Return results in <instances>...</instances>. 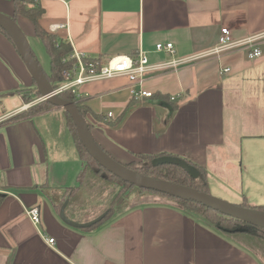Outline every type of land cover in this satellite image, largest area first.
<instances>
[{"label":"crops","instance_id":"obj_1","mask_svg":"<svg viewBox=\"0 0 264 264\" xmlns=\"http://www.w3.org/2000/svg\"><path fill=\"white\" fill-rule=\"evenodd\" d=\"M39 1L42 27L91 59L135 56L139 47L153 64L200 56L151 71L144 85L152 97L132 96L126 76L78 87L101 116L89 121L109 156L123 163L137 154L179 156L206 168L210 192L264 204V0ZM14 11V0H0L1 13ZM16 22L30 45V38L42 44L28 18ZM223 27L235 40L260 36L263 55L249 60L245 47L207 55ZM160 42H172L175 52L156 51ZM34 86L16 41L0 30V264H262L171 203L133 205L90 231L65 223L52 199L77 184L82 169L66 121L59 124L66 146L44 133L36 115L8 121L28 108L24 91ZM51 112L64 115L57 108L40 114ZM32 207L39 226L26 213Z\"/></svg>","mask_w":264,"mask_h":264},{"label":"trees","instance_id":"obj_2","mask_svg":"<svg viewBox=\"0 0 264 264\" xmlns=\"http://www.w3.org/2000/svg\"><path fill=\"white\" fill-rule=\"evenodd\" d=\"M14 4L15 11L12 18L16 21L17 17L23 16L28 18L33 23L35 35L41 40L50 58V70L45 73L54 88L58 87V85L62 82L63 71L69 69L75 61L70 58V55L73 52L70 42L59 38L57 34L49 32L42 27L40 21L45 9L39 0H14ZM0 30L13 41L11 34L1 25ZM33 54L36 58L34 52ZM35 89L37 88L34 86L33 88H27L26 90L32 91ZM36 94L37 97H41L38 90ZM60 96L77 104L80 112L89 123L92 131V124L89 121L90 117L92 116L96 119H100L101 116L91 112L90 108L84 103V100L75 96L71 91H64L60 93ZM55 108L62 109L64 111L67 119L66 126L73 136L77 153L82 161V169L78 173L77 184L65 188L61 198L55 196V199H52L55 210L58 214H60L61 207L68 199L69 202L66 207L67 216L76 222L84 223L90 221L91 219L89 218L100 210L99 205H102L105 202L104 204H106V210L108 211L105 217L90 227L79 228L84 231L95 230L110 221L115 214H117V210L129 199L130 194L134 190H137L139 197L143 198V203H138L136 205H146L159 202L177 205L185 213L194 217L207 227L231 237L238 244L246 247L260 259L262 264H264V228L253 226L243 220L223 214L195 201L175 198L164 193L140 188L122 180L101 166L97 160L90 155L79 138L76 125L71 115L65 109L56 107L51 102L43 100L36 105H32L29 108L15 114L9 118L8 121H14L20 118H30L34 115ZM117 121L118 120H116V122ZM98 145L104 150L99 143ZM161 155L163 154H137L136 159H140L141 163H138L136 159L127 163L115 160L137 173L157 179L168 180L180 185L189 186L200 191L210 193L206 168L186 159L190 164L195 165L200 170L203 177V179L193 178L190 173L175 164H162L154 166L152 164V160ZM142 162L145 163L143 164ZM85 192L86 200H83L82 194ZM239 205L264 212V204L253 205L245 200Z\"/></svg>","mask_w":264,"mask_h":264},{"label":"water","instance_id":"obj_3","mask_svg":"<svg viewBox=\"0 0 264 264\" xmlns=\"http://www.w3.org/2000/svg\"><path fill=\"white\" fill-rule=\"evenodd\" d=\"M0 25L4 27L16 41L23 56L24 63L35 81L37 90L41 94L40 99L47 100L56 107L65 109L71 115L81 142L90 155L97 160L101 166L122 180L137 187L164 193L175 198L195 201L223 214L243 220L253 226L264 228V212L220 199L196 188L137 173L109 156L96 142L89 123L80 112L77 104L62 98L60 94L54 91V86L49 81L38 60L34 57L28 37L19 24L11 16L0 12ZM152 164L154 166L175 164L190 173L193 178L203 179L200 170L195 165L190 164L185 158L179 156L161 155L155 157L152 160ZM68 202L69 200L67 199L61 207L60 217L65 223L76 228L90 227L101 221L108 213V211H105L90 221L79 223L67 216L66 207Z\"/></svg>","mask_w":264,"mask_h":264},{"label":"built area","instance_id":"obj_4","mask_svg":"<svg viewBox=\"0 0 264 264\" xmlns=\"http://www.w3.org/2000/svg\"><path fill=\"white\" fill-rule=\"evenodd\" d=\"M56 28H67V24L57 25ZM260 36H250L244 39L235 40L232 37L231 31L227 27H223L221 30V37L218 45L207 52V55H220L238 47H245L247 49V58L254 60L263 55V52L257 40ZM174 44L172 42L157 43L156 51L174 53ZM205 54V55H206ZM200 56H190L181 59H173L168 62L150 63L147 52L139 47L135 56L131 55H119L111 57L105 62H100L96 59L86 57L84 54L73 52L70 58L74 59L73 65L63 71L62 82L58 87L54 88V91L58 94L64 91H71L78 97V87L86 82L97 81L106 78L126 76L130 80L132 85L131 93L136 98L140 97H152L153 91L145 88V83L148 80V74L154 70H161L165 68H178L182 64H186L192 60H196ZM222 73H228L231 68L224 67L221 69ZM175 99V97H172ZM41 100V99H40ZM109 116H112V112H109ZM1 176V168H0ZM27 215L31 219L34 225L39 226L41 223L40 210L37 207L29 208L26 211ZM49 244L54 243V238L47 239Z\"/></svg>","mask_w":264,"mask_h":264},{"label":"rangeland","instance_id":"obj_5","mask_svg":"<svg viewBox=\"0 0 264 264\" xmlns=\"http://www.w3.org/2000/svg\"><path fill=\"white\" fill-rule=\"evenodd\" d=\"M30 41H31V47L33 49V52L35 53L36 55V58L37 60L39 61V63L41 64V66L46 70L48 71L49 70V66H50V60H49V56L47 55V53L44 51L43 47H42V44L39 42V41H34L33 38H30ZM71 56V55H70ZM36 87V85H35ZM37 88V87H36ZM37 89L35 90H32V91H24V103L25 105L28 106V108L32 105H36L37 103L43 101V100H40L39 97H37ZM62 112H63V116H61V119L59 117V115H57V119L56 117L54 116V114L51 112V113H45V114H39V115H36V116H39V117H36V120L38 122V125H40L42 128H43V131H45L44 133H46L47 135L51 136L50 139H56V140H60L58 141L57 143L60 144L61 146H66V137L64 135H62L60 129L59 128V124L62 125V120H64V122L66 121L67 123V119H66V116H65V113L62 109H60ZM49 111V110H48ZM65 126V124H64ZM63 126V127H64ZM62 127V128H63ZM64 131V130H63ZM45 134V135H46ZM49 138H46V140H50ZM137 160V159H136ZM137 162L141 163V160L138 159ZM143 163V162H142ZM145 163V162H144ZM143 163V164H144ZM138 191L137 190H134L130 196H129V199L123 204V206H121L118 210H117V213L118 212H121L123 211L124 209L128 208V207H131L133 205H136L138 203H143V198L142 197H139L138 195ZM210 194H212L213 196L215 197H218L220 199H224L226 201H229V202H232V203H235V204H239L241 203L240 202H236V200H232V198H223V197H226L225 194H222L220 192H217L216 190H212L210 192ZM81 195V194H80ZM82 199L83 200H86V192L82 194ZM228 199V200H227ZM230 199V200H229ZM232 200V201H231ZM235 201V202H233ZM105 203V202H104ZM100 204L99 205V211H97L95 213V215H93L91 218L89 219H93L94 217L96 218L97 216H99L100 214L104 213L106 210V204ZM116 215V214H115Z\"/></svg>","mask_w":264,"mask_h":264}]
</instances>
